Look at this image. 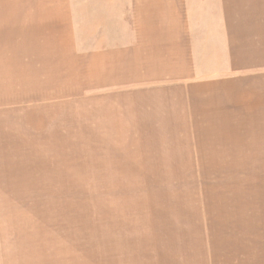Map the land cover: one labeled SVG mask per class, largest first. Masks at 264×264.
<instances>
[{
  "label": "crops",
  "instance_id": "obj_1",
  "mask_svg": "<svg viewBox=\"0 0 264 264\" xmlns=\"http://www.w3.org/2000/svg\"><path fill=\"white\" fill-rule=\"evenodd\" d=\"M11 56L23 69L0 91V115L65 117L75 106L89 130L166 135L178 149L199 133L248 136L264 117V0H0V69ZM129 192L141 203L95 210V236L69 227L92 219L83 210L4 205L0 264H215L221 208L183 202L189 188ZM240 218L228 227L244 232Z\"/></svg>",
  "mask_w": 264,
  "mask_h": 264
},
{
  "label": "rangeland",
  "instance_id": "obj_2",
  "mask_svg": "<svg viewBox=\"0 0 264 264\" xmlns=\"http://www.w3.org/2000/svg\"><path fill=\"white\" fill-rule=\"evenodd\" d=\"M9 61L8 67L0 69V91H10L6 87L23 69L12 56ZM86 110L94 113L88 104ZM80 119L75 106L65 117L0 115V209L17 204L40 206L41 211L83 210L92 219L69 225L82 234L103 229L93 223L95 210L103 217L102 212L111 209L106 204L128 202L134 197H128L132 189L189 188L192 198L180 195L183 202H191L201 212L222 209L223 231L228 233L222 252L216 251L215 264H264V236L259 230L264 220L259 201H264V131H253L264 128V117L249 121L248 136L239 131L199 133L202 138L193 148L181 149L166 145V135L161 140L152 134L143 139L140 133H120L116 141L113 132L89 130L90 122L83 125ZM155 145L160 150L150 149ZM238 173L251 176L238 178ZM255 176L257 180L252 179ZM141 195L133 199L141 203L137 200ZM255 211L261 219L252 218ZM242 216L247 225L244 232L238 223L228 227Z\"/></svg>",
  "mask_w": 264,
  "mask_h": 264
}]
</instances>
